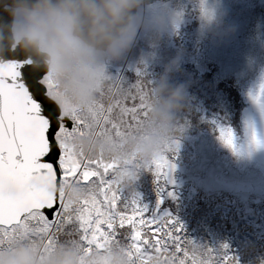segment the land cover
Returning a JSON list of instances; mask_svg holds the SVG:
<instances>
[{
	"label": "snow or ice",
	"instance_id": "snow-or-ice-1",
	"mask_svg": "<svg viewBox=\"0 0 264 264\" xmlns=\"http://www.w3.org/2000/svg\"><path fill=\"white\" fill-rule=\"evenodd\" d=\"M138 75L131 86L111 78L107 103L104 90L87 109L77 110L57 98L48 75L22 54L0 57V254L23 247L34 253L35 264H42L46 253L73 246L85 255L119 248L129 264H147L153 255L172 264H238L227 246L222 254L204 248L198 258L197 245L184 239L176 217L160 211L162 200L149 213L133 187L120 185L117 173L135 169L134 158L108 159L94 151L96 144L119 147L146 121L151 82ZM29 81L40 87L31 90ZM137 97L139 107L125 106ZM76 137L86 138L92 150L78 151ZM220 139L236 150L230 128L220 129ZM251 143L262 146L254 132ZM172 145L170 154L179 149L176 139ZM145 168L152 169L163 191L174 170L169 155H157ZM64 183L79 185L83 199L69 203L56 191Z\"/></svg>",
	"mask_w": 264,
	"mask_h": 264
},
{
	"label": "clouds",
	"instance_id": "clouds-1",
	"mask_svg": "<svg viewBox=\"0 0 264 264\" xmlns=\"http://www.w3.org/2000/svg\"><path fill=\"white\" fill-rule=\"evenodd\" d=\"M148 0H0V57L19 52L35 70L45 72L54 83L57 98L70 108L85 110L110 86L108 68L119 62L136 42L138 33L148 31L158 38L176 30L183 21L182 10L154 7ZM202 17L213 12L200 6ZM165 69L150 87V107L143 126L119 147L96 144L94 151L108 159L134 158L135 169L121 168L117 180L125 189L135 176L164 149L173 136L176 115L187 102L184 86H171ZM73 145L85 153L91 149L86 138L76 137ZM51 191V189H50ZM65 199L75 205L84 197L79 185H57ZM0 264H35L34 253L18 248L0 254ZM42 264H129L124 250L110 248L82 253L73 246H60L45 254ZM147 264H172L158 255Z\"/></svg>",
	"mask_w": 264,
	"mask_h": 264
},
{
	"label": "rangeland",
	"instance_id": "rangeland-1",
	"mask_svg": "<svg viewBox=\"0 0 264 264\" xmlns=\"http://www.w3.org/2000/svg\"><path fill=\"white\" fill-rule=\"evenodd\" d=\"M185 1L182 7L191 5L193 9H189L188 12L198 11V15L193 20L195 24L192 29L182 35V41L186 44L204 41L205 56L217 65L219 77L233 76L241 82L242 95L246 103L242 113L244 134L241 136L228 125H221L211 119V130L187 137L186 144L194 150L190 163L178 161L175 155L170 154L169 149L164 147L160 154L169 155L174 170L171 172L170 182H164L163 191L165 196L169 197L175 192H182L183 189L193 186L209 196L219 191L229 192L245 204L253 198L264 199V144L259 136V126L252 124L253 122L255 124L253 107L257 99L256 87L264 81V0H203L204 6L213 12L211 20L201 15L202 0ZM176 31L177 29H168L158 38L148 31L138 33L133 47L119 62L108 68L111 78L121 81L123 72L121 64L128 61L130 54H135L136 46L141 51L142 43V46L166 49V44H173V34ZM147 53H150V50ZM250 97H253V100ZM221 128L232 130L235 151L221 141ZM253 132L262 146L252 145ZM178 143L179 153L185 142ZM138 180L141 182L137 183V186H142L143 170L138 173L136 181ZM137 186L133 184L132 187ZM137 194L140 200L143 199V191L139 190ZM231 215L229 212L224 213L223 219L229 220ZM240 216L243 220L237 228L240 231L229 234L230 237L225 234L228 254L236 258L238 264H250L254 259L264 257V236L254 232H241L240 226L252 224V221L250 216L242 214ZM218 220L214 218L212 222L215 231ZM187 234L182 228L184 239L188 238ZM211 242L210 238V244Z\"/></svg>",
	"mask_w": 264,
	"mask_h": 264
},
{
	"label": "trees",
	"instance_id": "trees-1",
	"mask_svg": "<svg viewBox=\"0 0 264 264\" xmlns=\"http://www.w3.org/2000/svg\"><path fill=\"white\" fill-rule=\"evenodd\" d=\"M148 2V12H151L154 7L161 6L182 10L183 21L176 33L173 34V44H166V49L158 46H142V43L140 45L142 48L139 47L142 49L141 51L136 46L135 54H130L128 61L121 64L123 72L120 82L124 86H131L141 78L138 73H143V80L151 82V84H147V91L150 92L151 85L155 86L158 83L169 65L177 66L169 74V83L171 86L186 88L187 102L184 109L176 115L175 132L165 147L170 149L174 139L178 142H185L182 150L174 155L178 161L190 163L194 150L186 144L187 137L211 130V119L221 125H228L243 136L242 113L246 103L242 95V84L233 76L219 77L217 65L205 56L204 41L183 43L182 35L192 29L195 24L193 20L197 17L198 11L193 10L192 13H189L188 10L193 8L190 7L191 5L182 7L185 0H148ZM148 50L150 53H147ZM109 95L105 89V96L102 98L105 103L108 102ZM134 104L139 107L138 97L128 99L125 106L130 108ZM143 175V185L137 186V183L141 182L138 180L134 183L137 187L133 188L136 193L139 190L143 191V199L140 202L146 205L151 213L153 208H156L158 201L162 200L160 211L169 212L176 217L178 223L188 233V238L185 239L197 245L196 255L198 258H203L201 253L204 252V248H210L222 254L225 251L224 246H227L228 253L227 237H230L229 234L240 231L237 228L243 221L241 214L246 217L250 216L252 221V224L246 223L244 226H240L241 232H254L264 236L263 198H253L249 200L248 204H245L229 192L219 191L209 196L193 186L166 197L165 191H160V185L156 182L151 168L143 170ZM227 212L232 215L229 220H224L223 215ZM214 218L219 219L218 225L215 224L217 231L213 229ZM60 239L63 240L64 237L61 236ZM189 249L191 254V245H189ZM250 264H264V257L258 260L254 259Z\"/></svg>",
	"mask_w": 264,
	"mask_h": 264
},
{
	"label": "water",
	"instance_id": "water-1",
	"mask_svg": "<svg viewBox=\"0 0 264 264\" xmlns=\"http://www.w3.org/2000/svg\"><path fill=\"white\" fill-rule=\"evenodd\" d=\"M11 55V54H10ZM29 84H30V89L35 91L37 88H39L40 86L36 83H34L33 81H29ZM264 84V81L259 85L257 86V99H256V102H255V106L253 107V111H254V114L255 116L259 113H262L264 115V94H261L260 92V87L261 85ZM250 99L253 100V97H250ZM255 126H259L260 128V137L262 138V141H263V144H264V121L261 123L259 122L258 125H256V123L254 124ZM47 212V210H45Z\"/></svg>",
	"mask_w": 264,
	"mask_h": 264
},
{
	"label": "bare ground",
	"instance_id": "bare-ground-1",
	"mask_svg": "<svg viewBox=\"0 0 264 264\" xmlns=\"http://www.w3.org/2000/svg\"><path fill=\"white\" fill-rule=\"evenodd\" d=\"M254 121L255 123H262L264 121V115L262 113L257 114L256 116H254ZM252 124L254 125V122Z\"/></svg>",
	"mask_w": 264,
	"mask_h": 264
}]
</instances>
